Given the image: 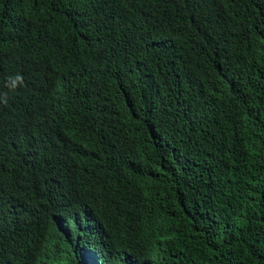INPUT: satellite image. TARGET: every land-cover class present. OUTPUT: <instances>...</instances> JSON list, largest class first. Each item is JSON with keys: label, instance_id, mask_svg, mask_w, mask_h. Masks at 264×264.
<instances>
[{"label": "trees", "instance_id": "trees-1", "mask_svg": "<svg viewBox=\"0 0 264 264\" xmlns=\"http://www.w3.org/2000/svg\"><path fill=\"white\" fill-rule=\"evenodd\" d=\"M0 264H264V0H0Z\"/></svg>", "mask_w": 264, "mask_h": 264}, {"label": "clouds", "instance_id": "clouds-1", "mask_svg": "<svg viewBox=\"0 0 264 264\" xmlns=\"http://www.w3.org/2000/svg\"><path fill=\"white\" fill-rule=\"evenodd\" d=\"M65 72L76 73L73 68H63V67H55L50 72L51 79H52V81H54L56 88L58 90L60 89V85L62 83Z\"/></svg>", "mask_w": 264, "mask_h": 264}]
</instances>
